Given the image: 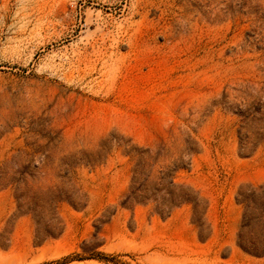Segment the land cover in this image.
Listing matches in <instances>:
<instances>
[{
  "label": "rangeland",
  "instance_id": "374dc122",
  "mask_svg": "<svg viewBox=\"0 0 264 264\" xmlns=\"http://www.w3.org/2000/svg\"><path fill=\"white\" fill-rule=\"evenodd\" d=\"M249 81L264 0H0V264H264L238 242ZM145 149L186 162L204 216L124 202Z\"/></svg>",
  "mask_w": 264,
  "mask_h": 264
},
{
  "label": "trees",
  "instance_id": "16d2710c",
  "mask_svg": "<svg viewBox=\"0 0 264 264\" xmlns=\"http://www.w3.org/2000/svg\"><path fill=\"white\" fill-rule=\"evenodd\" d=\"M236 90L238 100L229 107L240 117L239 140L241 148H246L264 141V81H249ZM136 155L125 203L151 204L164 217L183 205L192 206L195 220L206 214L208 200L199 190L178 179L177 173L187 167L186 162L161 165V154L149 149L138 150ZM236 200L243 206L239 245L251 254H264V184L240 185ZM247 232L254 237H248Z\"/></svg>",
  "mask_w": 264,
  "mask_h": 264
}]
</instances>
